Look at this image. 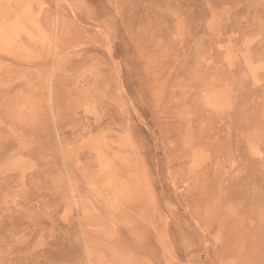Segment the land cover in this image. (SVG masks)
<instances>
[{
	"label": "rangeland",
	"instance_id": "rangeland-1",
	"mask_svg": "<svg viewBox=\"0 0 264 264\" xmlns=\"http://www.w3.org/2000/svg\"><path fill=\"white\" fill-rule=\"evenodd\" d=\"M0 264H264V0H0Z\"/></svg>",
	"mask_w": 264,
	"mask_h": 264
}]
</instances>
